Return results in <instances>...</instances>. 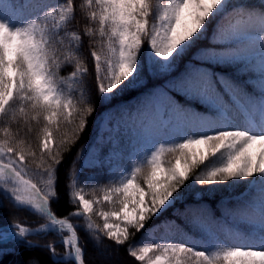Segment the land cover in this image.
I'll list each match as a JSON object with an SVG mask.
<instances>
[{
	"label": "snow or ice",
	"instance_id": "snow-or-ice-1",
	"mask_svg": "<svg viewBox=\"0 0 264 264\" xmlns=\"http://www.w3.org/2000/svg\"><path fill=\"white\" fill-rule=\"evenodd\" d=\"M147 77L167 78L99 124L61 177L97 110L93 92L105 105ZM104 166L108 182L93 188L102 195L87 199L98 177L85 169ZM239 184L223 220L186 203L203 198L197 185ZM0 192L14 209L0 245L46 250L53 264H87V240L101 254L126 245L140 264H264V0H0ZM48 234L62 253L55 239H27Z\"/></svg>",
	"mask_w": 264,
	"mask_h": 264
},
{
	"label": "trees",
	"instance_id": "trees-1",
	"mask_svg": "<svg viewBox=\"0 0 264 264\" xmlns=\"http://www.w3.org/2000/svg\"><path fill=\"white\" fill-rule=\"evenodd\" d=\"M248 1H250V2L253 1L254 3H260V0H248ZM207 43H208L207 40L201 41L200 46L206 45ZM181 67H183V62L181 63ZM68 71H70V69H68V68L64 69V71L61 72V75H66ZM162 79H163V77L158 78V79H153L151 77H147L146 78V84L144 87H142L140 89H136V90L127 91L123 95L118 96L112 100L115 102L121 101L129 95H134L136 92H138L144 88H148L151 85H154L158 82H161ZM92 102L96 105L97 110H96V112H94L92 114V116H90L88 118L87 129H85V131L80 135L78 142L72 147L71 154L66 156L65 162L61 165V168H60L61 177H63L65 170L68 168L69 164L71 163L72 159L76 156L77 151L81 148V146L82 145H89L91 143V141H92V139L96 133V128L98 125V119L100 118L101 113H103L105 111V109L109 108L111 105L110 102L108 104L101 105L99 100L96 97L95 92H93V95H92ZM13 130H15V128ZM166 159H172V157L168 156V157H166ZM220 162L221 161L219 159H215L211 163L218 165ZM172 163H176V161L174 159H172ZM97 177H98V182L96 184H89L84 189V190H86L87 198H93L94 196H99L97 192H95V193L93 192V188L99 187L100 185H103V184L108 182V177H106L105 175H103L102 177H99V176H97ZM141 183H142V180H141ZM207 187L208 186L197 185L196 190L205 192L203 198L199 201H193V199L191 197H189V199H188V201H186V203L206 204V205L210 206L211 212L213 213L212 215L214 217H222L223 219H225V218L223 217L222 208H224V207L232 208L234 201H233V199L231 200V198L233 196L240 195L242 192L246 191V186L244 184H239L238 186H236L233 189H229L226 186H217V190L215 191L214 194L208 193L206 191ZM60 195H61V203L66 206L67 197L64 194V190H63V179H61ZM227 198L229 200H226ZM5 199L6 198L4 197L3 193L0 192V209H5L7 207V202L4 201ZM54 207H55V205H54ZM181 210H183L182 206H181ZM13 212H14V210H10L8 212H3L0 216V223H7L11 219H13ZM24 215L25 214H23V216L18 215L16 212L15 218H18V219L23 221ZM165 217H172V216L170 215V213H166L165 216L162 217L161 219H164ZM178 218L182 222L185 223V221L182 218H180V217H178ZM93 220L96 223H101V220L99 217L93 216ZM28 222H29V220H28ZM73 223L74 224H80V223H82V220L73 218ZM186 226L191 231H194L195 233H198L199 235H201L198 232V230H194L190 225L186 224ZM78 231H79V234L83 240L85 237V233L82 230H78ZM51 240H53V237L51 235H46L45 237H42L43 242L47 243ZM136 241L137 242L139 241V233L136 236ZM105 243H108V242L105 241ZM126 247L127 246L125 245V246H121L117 249V248H115V246H113L112 250L110 251L111 256L109 257L107 255V252H105L106 257L104 259H102V258L98 257L97 252L99 250L94 246L93 242L91 240H87L86 241V247H85L86 248V255H87V257H86L87 264H117V263H115V261L112 258V256H113L112 252H114V251L121 254V256L123 258L122 264H139L137 261L134 260V258H131L127 255V252L125 250ZM2 248L4 249V254L0 255V264H27V262L32 260V259L38 260L40 262V264H53V262L49 256V254L47 253V251L42 250L40 248H28V247H24L22 244L17 245V246H13V247H2ZM56 248L63 250L61 245H56Z\"/></svg>",
	"mask_w": 264,
	"mask_h": 264
},
{
	"label": "rangeland",
	"instance_id": "rangeland-1",
	"mask_svg": "<svg viewBox=\"0 0 264 264\" xmlns=\"http://www.w3.org/2000/svg\"><path fill=\"white\" fill-rule=\"evenodd\" d=\"M119 116V115H118ZM115 118V117H114ZM108 119L106 118H104V120L102 121V123L103 122H105V121H107ZM100 121H101V116H100V118L98 119V125H99V123H100ZM98 125H97V128H98ZM97 128H96V130H97ZM15 131V130H14ZM100 131H101V129H100ZM106 135V134H105ZM93 138H95V136L93 137ZM105 146V152H100V155L101 154H103V156L105 157V156H107V154H108V152H109V149H110V145H104ZM196 150V149H195ZM87 155H88V153H87ZM87 155H86V157H87ZM103 159V158H102ZM98 193V195L100 196V195H102V193H100V192H97ZM4 195V194H3ZM85 196H86V193H85ZM86 198H87V196H86ZM94 198V197H93ZM93 198H87V199H93ZM4 201H6L7 202V207L5 208V209H0V216H1V214L3 213V212H8V211H10V210H14L13 208H12V205L9 203V201L7 200V199H5ZM105 207V210H108V206L107 205H105L104 206ZM17 214L18 215H21V216H23V214H25L24 215V217H23V220H25V219H27V220H29V221H32V220H35L36 219V217H33V216H31L30 214H28V213H26V212H23V211H20V212H17ZM101 223H102V221H101ZM162 234H163V229H162V231L161 232H159L158 233V235H155L154 233L152 234V236H151V239H161V238H163V236H162ZM176 239H178L179 237L177 236V237H175ZM142 242H145V240H142L141 239V241H140V243H142ZM107 252V251H106ZM97 255H98V257H100V258H102V259H104L105 257H106V253L104 252L103 254H101L100 253V251H98L97 252ZM107 255L110 257L111 256V252H107ZM112 258H113V260L115 261V263H117V264H122V260H123V258H122V256H121V254L120 253H118V252H112ZM86 257H87V255H86ZM139 264H140V262H138Z\"/></svg>",
	"mask_w": 264,
	"mask_h": 264
},
{
	"label": "bare ground",
	"instance_id": "bare-ground-1",
	"mask_svg": "<svg viewBox=\"0 0 264 264\" xmlns=\"http://www.w3.org/2000/svg\"><path fill=\"white\" fill-rule=\"evenodd\" d=\"M27 239H29V240H32V241H33V238H32V236H29Z\"/></svg>",
	"mask_w": 264,
	"mask_h": 264
}]
</instances>
